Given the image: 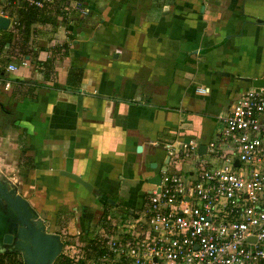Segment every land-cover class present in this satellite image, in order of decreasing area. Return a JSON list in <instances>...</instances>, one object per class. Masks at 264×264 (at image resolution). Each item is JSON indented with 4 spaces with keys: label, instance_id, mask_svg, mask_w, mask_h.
I'll return each mask as SVG.
<instances>
[{
    "label": "crops",
    "instance_id": "crops-1",
    "mask_svg": "<svg viewBox=\"0 0 264 264\" xmlns=\"http://www.w3.org/2000/svg\"><path fill=\"white\" fill-rule=\"evenodd\" d=\"M80 6L86 14L71 7L56 25L32 24L23 50L17 16L0 27V76L10 81L0 88V181L62 251L69 234L83 245L77 236L94 237L106 217L140 214L148 179L171 161L165 144L215 139L218 117L252 86L244 78L264 79V0Z\"/></svg>",
    "mask_w": 264,
    "mask_h": 264
},
{
    "label": "built area",
    "instance_id": "built-area-1",
    "mask_svg": "<svg viewBox=\"0 0 264 264\" xmlns=\"http://www.w3.org/2000/svg\"><path fill=\"white\" fill-rule=\"evenodd\" d=\"M52 2L0 0V17ZM80 3L71 0L69 7L86 14ZM9 86L0 76V88ZM218 122L215 139L165 144L170 157L191 160L188 171L160 166V182L146 190L140 214L106 217L87 249L66 243L73 264H264V85L242 89Z\"/></svg>",
    "mask_w": 264,
    "mask_h": 264
},
{
    "label": "water",
    "instance_id": "water-1",
    "mask_svg": "<svg viewBox=\"0 0 264 264\" xmlns=\"http://www.w3.org/2000/svg\"><path fill=\"white\" fill-rule=\"evenodd\" d=\"M7 23V18L0 17V27L5 28ZM244 80L251 82L254 87L264 85V79L244 78ZM200 149L204 150L203 147ZM140 150L141 147L138 146L137 151ZM151 166L155 168L156 163H152ZM63 173L87 190H92L91 184L76 174ZM148 182L158 184L159 175L151 176ZM36 217L37 213L29 202L16 194L13 188L0 181V246L5 247L3 251L0 250V253H19L22 264H51L61 253L63 244L60 236L46 232L45 225Z\"/></svg>",
    "mask_w": 264,
    "mask_h": 264
},
{
    "label": "trees",
    "instance_id": "trees-1",
    "mask_svg": "<svg viewBox=\"0 0 264 264\" xmlns=\"http://www.w3.org/2000/svg\"><path fill=\"white\" fill-rule=\"evenodd\" d=\"M71 0H54L51 4L44 6L41 9L38 8H12L8 11L10 15H16L18 19V25H15V28L19 29L18 34H20L19 38L21 40V50L27 45V40L29 37V32L31 25L37 22L43 24H51L56 25L53 21L59 18H64L66 11L70 8L69 3ZM82 2L83 0H77ZM128 1V0H123ZM10 36L8 39L1 43V46H4L6 42H10ZM22 53H24L22 51ZM21 53V54H22ZM23 55V54H22ZM75 234H69L67 236V244H74L79 247V243L77 244L74 240ZM77 240L83 242V247L88 248L87 246L91 238L88 236L87 231L80 233L77 236ZM69 250H63L54 260L55 264H73L74 256H72ZM0 264H22V258L19 253L16 252H5L0 253Z\"/></svg>",
    "mask_w": 264,
    "mask_h": 264
},
{
    "label": "rangeland",
    "instance_id": "rangeland-1",
    "mask_svg": "<svg viewBox=\"0 0 264 264\" xmlns=\"http://www.w3.org/2000/svg\"><path fill=\"white\" fill-rule=\"evenodd\" d=\"M169 165L175 171H188V168L191 167V160L182 158L181 156L177 155L171 156V161L169 162Z\"/></svg>",
    "mask_w": 264,
    "mask_h": 264
}]
</instances>
